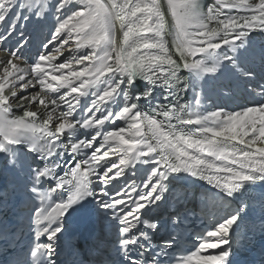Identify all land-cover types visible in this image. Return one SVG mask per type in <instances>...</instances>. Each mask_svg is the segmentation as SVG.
<instances>
[{"label": "snow or ice", "instance_id": "6c2138e0", "mask_svg": "<svg viewBox=\"0 0 264 264\" xmlns=\"http://www.w3.org/2000/svg\"><path fill=\"white\" fill-rule=\"evenodd\" d=\"M30 20L52 27L28 63ZM0 26V162L39 200L33 244L0 264H67L60 234L93 202L115 222L118 247L91 264H238L250 209L264 234V194L248 198L264 190V87L237 109L204 105L209 86L227 97L264 74V48L259 68L253 50L264 0H0ZM187 177L215 190L213 220L177 260L195 220L175 204L166 219L153 214ZM8 198L5 187L0 206ZM14 235L0 225L5 248Z\"/></svg>", "mask_w": 264, "mask_h": 264}, {"label": "bare ground", "instance_id": "6f19581e", "mask_svg": "<svg viewBox=\"0 0 264 264\" xmlns=\"http://www.w3.org/2000/svg\"><path fill=\"white\" fill-rule=\"evenodd\" d=\"M32 23H33V21L30 20L27 23L26 26H30V25L32 26ZM51 27H52V22L49 21L46 24H42L38 28V30H35V31L34 30L33 31L32 30L31 31L30 30H27L29 32H32L31 39L33 41V46L25 52V57H26L28 63H29V61L31 59H34L35 58V56H32V52L33 53L36 52V49H38V47H39L40 39L42 38L41 33H43V35H45V36L48 35L49 29ZM0 31H3V27L2 26H0ZM25 32H26V30H25ZM29 32L27 34H29ZM254 40H257V41L260 40V43L263 44V42H261L262 39L261 38H258L257 36H255V39ZM5 55H6V53L0 52V59L5 58L6 57ZM60 59L62 60L63 57H61ZM57 62H59V61H57ZM186 74H188L186 71L181 73L182 80H184V81H185L186 78H189L188 77L189 75L187 76ZM143 84H144V81H141L140 82V85H143ZM29 91H35V89H29ZM21 94H25V93H21ZM14 111H18V110H15L14 109ZM176 182H174V184H176ZM200 183H204V182L203 181H200ZM262 194H264V190H261V189H256L255 191H252L251 193H249V195L251 196L252 200L254 199L256 202H258L262 198Z\"/></svg>", "mask_w": 264, "mask_h": 264}, {"label": "rangeland", "instance_id": "374dc122", "mask_svg": "<svg viewBox=\"0 0 264 264\" xmlns=\"http://www.w3.org/2000/svg\"><path fill=\"white\" fill-rule=\"evenodd\" d=\"M166 10V9H165ZM166 17H167V19L169 20V18H170V16H167V13H166ZM169 22H171L170 20H169ZM31 34V33H30ZM31 37H32V34H31ZM190 102V101H189ZM208 102H210V100L208 101V100H206L205 101V104L206 103H208ZM205 106V105H204ZM181 176H184L185 174H180Z\"/></svg>", "mask_w": 264, "mask_h": 264}]
</instances>
